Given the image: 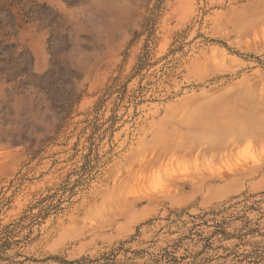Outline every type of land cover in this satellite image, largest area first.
Masks as SVG:
<instances>
[{
  "label": "rangeland",
  "instance_id": "rangeland-1",
  "mask_svg": "<svg viewBox=\"0 0 264 264\" xmlns=\"http://www.w3.org/2000/svg\"><path fill=\"white\" fill-rule=\"evenodd\" d=\"M75 260L264 264V0H0V264Z\"/></svg>",
  "mask_w": 264,
  "mask_h": 264
},
{
  "label": "trees",
  "instance_id": "trees-1",
  "mask_svg": "<svg viewBox=\"0 0 264 264\" xmlns=\"http://www.w3.org/2000/svg\"><path fill=\"white\" fill-rule=\"evenodd\" d=\"M88 262H92V261H88ZM69 263H71V264H73V263H78V261L75 260V261H72V262H69Z\"/></svg>",
  "mask_w": 264,
  "mask_h": 264
}]
</instances>
